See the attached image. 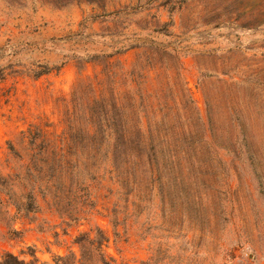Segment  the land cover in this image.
Wrapping results in <instances>:
<instances>
[{
	"label": "rangeland",
	"instance_id": "rangeland-1",
	"mask_svg": "<svg viewBox=\"0 0 264 264\" xmlns=\"http://www.w3.org/2000/svg\"><path fill=\"white\" fill-rule=\"evenodd\" d=\"M96 226L115 264H264V0H0V259Z\"/></svg>",
	"mask_w": 264,
	"mask_h": 264
},
{
	"label": "trees",
	"instance_id": "trees-1",
	"mask_svg": "<svg viewBox=\"0 0 264 264\" xmlns=\"http://www.w3.org/2000/svg\"><path fill=\"white\" fill-rule=\"evenodd\" d=\"M30 199H32L31 196ZM108 240L107 232L101 226H96L75 237L74 243L77 246V251L53 254L51 261L41 260L35 252L31 253L32 258L27 260L8 251L1 257L0 264H115L116 259L109 256L104 250Z\"/></svg>",
	"mask_w": 264,
	"mask_h": 264
}]
</instances>
